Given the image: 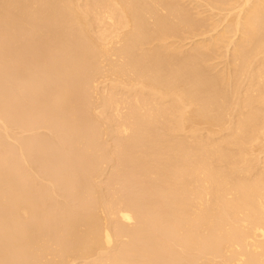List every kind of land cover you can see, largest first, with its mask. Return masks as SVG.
<instances>
[{
    "label": "bare ground",
    "instance_id": "obj_1",
    "mask_svg": "<svg viewBox=\"0 0 264 264\" xmlns=\"http://www.w3.org/2000/svg\"><path fill=\"white\" fill-rule=\"evenodd\" d=\"M0 264H264V0H0Z\"/></svg>",
    "mask_w": 264,
    "mask_h": 264
}]
</instances>
